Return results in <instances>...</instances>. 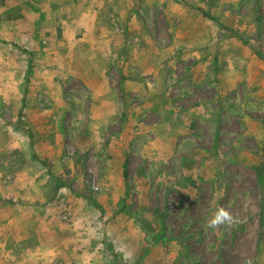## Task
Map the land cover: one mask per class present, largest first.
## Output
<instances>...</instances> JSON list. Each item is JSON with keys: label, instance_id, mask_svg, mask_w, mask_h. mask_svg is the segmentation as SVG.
<instances>
[{"label": "rangeland", "instance_id": "obj_1", "mask_svg": "<svg viewBox=\"0 0 264 264\" xmlns=\"http://www.w3.org/2000/svg\"><path fill=\"white\" fill-rule=\"evenodd\" d=\"M0 264H264V0H0Z\"/></svg>", "mask_w": 264, "mask_h": 264}, {"label": "clouds", "instance_id": "obj_2", "mask_svg": "<svg viewBox=\"0 0 264 264\" xmlns=\"http://www.w3.org/2000/svg\"><path fill=\"white\" fill-rule=\"evenodd\" d=\"M235 223V217L231 213L230 210L224 208V207H219L215 208L209 215V217L205 220L204 222V227L206 229H218L221 226L224 227H231ZM125 260H131V255L126 254L125 255Z\"/></svg>", "mask_w": 264, "mask_h": 264}, {"label": "trees", "instance_id": "obj_3", "mask_svg": "<svg viewBox=\"0 0 264 264\" xmlns=\"http://www.w3.org/2000/svg\"><path fill=\"white\" fill-rule=\"evenodd\" d=\"M201 11H202V14L206 17H208L209 19L217 22L219 24V26H221L222 28H227L228 26H226L223 22H220L219 18L217 16H215L214 14H212L211 12L207 11V10H204L202 8H200ZM128 159H126L125 161V169H124V172H125V175L127 176L128 174Z\"/></svg>", "mask_w": 264, "mask_h": 264}]
</instances>
